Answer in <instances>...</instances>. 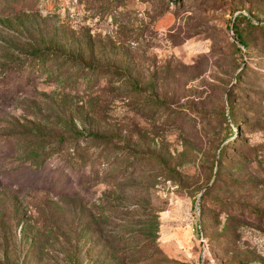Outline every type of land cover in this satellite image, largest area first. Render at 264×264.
Listing matches in <instances>:
<instances>
[{"label": "rangeland", "instance_id": "rangeland-1", "mask_svg": "<svg viewBox=\"0 0 264 264\" xmlns=\"http://www.w3.org/2000/svg\"><path fill=\"white\" fill-rule=\"evenodd\" d=\"M0 264H264V0H0Z\"/></svg>", "mask_w": 264, "mask_h": 264}, {"label": "trees", "instance_id": "trees-1", "mask_svg": "<svg viewBox=\"0 0 264 264\" xmlns=\"http://www.w3.org/2000/svg\"><path fill=\"white\" fill-rule=\"evenodd\" d=\"M44 52H46V51L37 52V54L39 53L38 55L36 54L37 57H38V59H37L38 62H42L39 58H45L44 57V54H45Z\"/></svg>", "mask_w": 264, "mask_h": 264}]
</instances>
